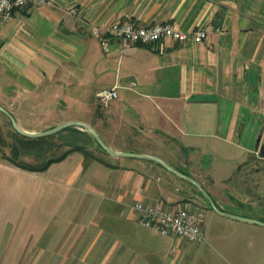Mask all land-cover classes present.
I'll return each instance as SVG.
<instances>
[{"label": "crops", "instance_id": "crops-1", "mask_svg": "<svg viewBox=\"0 0 264 264\" xmlns=\"http://www.w3.org/2000/svg\"><path fill=\"white\" fill-rule=\"evenodd\" d=\"M49 1L0 23V105L18 125L38 133L84 122L112 151L159 157L222 211L264 223L249 199L220 202L264 138V0ZM113 21L206 35L153 46L107 36L105 52L91 29ZM115 85L118 98L102 107L96 93ZM95 143L107 161L71 151L31 171L0 159V264L193 260L189 245L140 226L133 205L202 210L205 230L217 214L199 191L154 161L113 157ZM232 225L264 239L262 226Z\"/></svg>", "mask_w": 264, "mask_h": 264}, {"label": "rangeland", "instance_id": "rangeland-1", "mask_svg": "<svg viewBox=\"0 0 264 264\" xmlns=\"http://www.w3.org/2000/svg\"><path fill=\"white\" fill-rule=\"evenodd\" d=\"M32 128H43L44 125L34 124ZM84 133L68 129L67 133H58L45 140L29 143L23 141L10 124L9 119L0 112V159L30 169H40L49 160L57 159L64 153L82 148L87 159L95 158L107 161V156L100 150L87 131ZM264 143V138H261ZM253 157L248 160L233 176L228 186V193L221 203L239 202L249 199L257 207L264 210V158ZM199 196V195H198ZM200 200L208 209L206 199ZM235 220L214 215V219L206 222L205 242L194 244L184 239L171 237L177 245L190 246L193 260L189 264H264V239L244 232L234 225ZM204 246L200 251L199 247Z\"/></svg>", "mask_w": 264, "mask_h": 264}, {"label": "built area", "instance_id": "built-area-1", "mask_svg": "<svg viewBox=\"0 0 264 264\" xmlns=\"http://www.w3.org/2000/svg\"><path fill=\"white\" fill-rule=\"evenodd\" d=\"M53 7L49 0H0V23L12 21L16 11L25 8ZM74 12H70L73 14ZM92 34L99 39L105 52L109 51L107 36L115 37L130 44L140 43L153 46L164 39L178 42H202L205 30L182 31L174 24L155 22L142 25L132 22L113 21L104 26H93ZM118 98V86L102 89L95 99L102 107H107ZM133 208L138 213V223L145 229L165 237H177L187 242L200 244L205 242L204 218L202 210L189 211L180 208L176 211L166 210L156 205L135 203Z\"/></svg>", "mask_w": 264, "mask_h": 264}, {"label": "water", "instance_id": "water-1", "mask_svg": "<svg viewBox=\"0 0 264 264\" xmlns=\"http://www.w3.org/2000/svg\"><path fill=\"white\" fill-rule=\"evenodd\" d=\"M0 112L3 113L10 121L13 129L20 135L30 138V139H37V138H46L49 136H52L54 134H57L58 132L69 128V127H78L82 130L87 131L92 138L98 143V145L109 155L113 157H118V158H134V159H142V160H150L154 161L158 164H160L164 169L167 171L175 174L176 176L190 182L199 192L200 194L206 199L208 202L211 210L217 214L218 216L229 218L235 221H240V222H245L249 224H255L264 227V223L254 220V219H249L245 217H240L237 215H233L227 212L222 211L217 207L211 196L206 192V190L193 178L186 176L170 165H168L164 160L160 159L159 157L153 156V155H148V154H135V153H129V152H114L112 151L106 144L105 142L99 137V135L96 133V131L89 126L88 124L80 121H70L63 123L61 125H58L52 129L43 131V132H38V133H29L24 131L16 122L15 118L5 109L0 105ZM257 147H258V155L260 158H264V144L261 143V139H258L257 141Z\"/></svg>", "mask_w": 264, "mask_h": 264}, {"label": "trees", "instance_id": "trees-1", "mask_svg": "<svg viewBox=\"0 0 264 264\" xmlns=\"http://www.w3.org/2000/svg\"><path fill=\"white\" fill-rule=\"evenodd\" d=\"M10 124H11V123H10ZM11 126H12V125H11ZM67 129H71V128H67ZM15 133H16V134H17V135H18L23 141H25V142H29V143L40 142V141H43V140H45V139L47 138V137H46V138L30 139V138H26V137H24V136L18 134L16 131H15ZM71 151H81V152L84 153V155L87 156L86 152H85L82 148H75V149H72V150H70V151L64 153L61 157H59V158H57V159L49 160V161L46 163V165H45L44 167L40 168V169H30V168H28V167H22V166H19V165L15 164V163H14V164L17 165V166H19V167H21V168H23V169H26V170L39 171V170H43V169H45V168H46L48 165H50L51 163L63 159V158H64L69 152H71ZM199 194H200V192H199ZM200 195H201V194H200ZM207 203H208V202H207ZM208 209L211 210L209 204H208Z\"/></svg>", "mask_w": 264, "mask_h": 264}]
</instances>
